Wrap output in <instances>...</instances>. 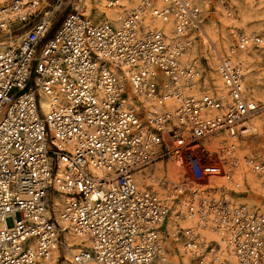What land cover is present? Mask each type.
<instances>
[{
    "label": "built area",
    "instance_id": "2783aa9c",
    "mask_svg": "<svg viewBox=\"0 0 264 264\" xmlns=\"http://www.w3.org/2000/svg\"><path fill=\"white\" fill-rule=\"evenodd\" d=\"M49 1L0 0V264H170L175 244L183 264H227L220 243L264 264V209L229 198L243 168L264 190V158L238 155L264 102L231 60L262 38L217 57L218 89L207 58L184 59L203 33L196 0H137L117 26L87 0Z\"/></svg>",
    "mask_w": 264,
    "mask_h": 264
},
{
    "label": "rangeland",
    "instance_id": "374dc122",
    "mask_svg": "<svg viewBox=\"0 0 264 264\" xmlns=\"http://www.w3.org/2000/svg\"><path fill=\"white\" fill-rule=\"evenodd\" d=\"M53 1L50 0L48 4L54 5ZM122 1L120 0L121 4ZM98 2H102L104 8V1L98 0ZM134 3H123V5L125 8L130 9ZM64 6L65 3L54 14L53 25L49 35L55 31L67 13ZM199 6L202 8L201 25L204 34H201L200 38L189 49L190 51L188 50L186 58H207L208 64L212 68L211 72L215 68L217 57H224L228 54L229 47L234 44L237 36L259 35L262 38L260 48H255L248 52H237L233 56H236V63L242 64L243 67L249 70L246 75L247 90L252 92L255 100L264 102V0H202L199 1ZM88 7L97 20H103V15H99L100 10L94 0H88ZM99 16L101 17L100 19ZM205 36L209 37L208 41ZM242 55V60L237 59V57ZM210 72L209 75L211 76ZM254 120L257 124L256 132L252 137L239 143L238 155L240 157L257 152L264 158V125H262L264 124V113H261ZM243 172L246 183L240 189L235 190L236 193L229 192V198L234 203H243L253 209H264V190L260 186L258 176L245 168H243ZM221 182L222 180L218 181V183ZM185 224L186 222L182 225ZM203 236L207 237L204 234ZM211 239L208 238L207 240ZM171 247L173 250L169 257L170 264H183L178 251L179 245L175 244ZM225 258L227 264H234L229 255L226 254ZM188 259L189 257L187 256ZM62 264L66 263L63 262Z\"/></svg>",
    "mask_w": 264,
    "mask_h": 264
},
{
    "label": "bare ground",
    "instance_id": "6f19581e",
    "mask_svg": "<svg viewBox=\"0 0 264 264\" xmlns=\"http://www.w3.org/2000/svg\"><path fill=\"white\" fill-rule=\"evenodd\" d=\"M102 1H104V0H102ZM94 2L97 4L98 9L100 10L99 15H103V20L111 21L116 26L119 25L120 20L122 19V17L124 16V14L126 12H128L131 8H134L136 6V4H137V0H123L122 1V4L120 3V0H119V4H121L122 7H120V8H114V9H107V8L104 7L105 8L104 9L103 6H102V2L99 3L98 0H94ZM131 2H135V3L133 4V6L130 9L125 8V6L123 5V3L130 4ZM197 2L199 4V0H197ZM149 26H150V28H153V27L160 28V27H162L164 29V31H167L169 29V25H163V24H161L158 21H151V22H149ZM201 32H203V30ZM202 34H204V32ZM205 39H207V41H208L209 40V37L208 36H205ZM216 52H217V50H216ZM186 56L187 55L185 54L184 55V59L186 58ZM218 57H220V56H218ZM242 58H243V55L240 56V57H237V59H241V60H242ZM231 60H232V62L236 63L237 62L236 61V56H232L231 57ZM238 64H240V63H238ZM210 73H211L212 79L214 80V84L218 87V89H220L221 83H220V80L217 77L215 71L213 70ZM40 105H41L42 110H45V101H44L43 98H41V100H40ZM262 125H264V124H262ZM256 127H257V124H256L255 120L254 121L252 120L249 123V125H248V128L250 129V131L251 130L252 131H256ZM207 146L210 149H212V151L217 150V148L219 147V145L216 143V141H211V142L207 143ZM174 169L175 168H172V167H169L168 168V178L170 180H174L173 179V177H174V172H173ZM185 222H186L185 225H189V224L193 223L194 221L192 220V218H188V220L185 221ZM201 233H202V236H203V234L207 236V237L203 236L205 240H207L208 238H212L211 240H216L217 242H219L218 237L216 236V234H214L212 232H209V231H205V230L202 231ZM64 237L66 238L67 243L70 246L73 245V244H80L81 242H84L83 245H88V241L85 238H78V237L72 235L70 232L65 231L64 232ZM220 248H221L222 252H224L225 254L229 255V258H231V261H234V264H235L234 257L232 256V254H230L229 252L226 251L225 246H224L223 243H220ZM178 251L180 252L179 255H180L183 263H186L187 262V254L183 253L180 248H179ZM56 258H57V253L55 254L53 260H49L46 264H55ZM63 262L66 263V261H62L61 264Z\"/></svg>",
    "mask_w": 264,
    "mask_h": 264
}]
</instances>
